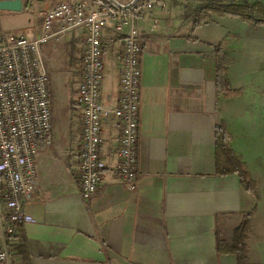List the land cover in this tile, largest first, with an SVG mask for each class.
Returning a JSON list of instances; mask_svg holds the SVG:
<instances>
[{"label": "crops", "instance_id": "crops-1", "mask_svg": "<svg viewBox=\"0 0 264 264\" xmlns=\"http://www.w3.org/2000/svg\"><path fill=\"white\" fill-rule=\"evenodd\" d=\"M61 1L66 0L27 1L20 12L0 10V21L23 20L17 27L21 35L37 39L52 34L40 44L49 78L51 142L36 156L39 184L24 207L32 220L18 226L6 264H238L235 254L219 253L218 237L230 246L234 229L257 200L236 174L217 173L218 124L227 126L232 149L241 153L228 119L221 115L232 97L218 92L216 49L220 46L233 59L225 77L239 90L233 36L244 22L212 13L195 26L201 8L213 0H161L137 19L146 37L136 165L140 180L131 190L114 174L121 130L115 116L103 118L106 169L100 194L87 205L77 176L82 121L75 105L85 30L56 34V22L47 31L41 13ZM116 1L126 6L134 0ZM123 49L122 36L108 24L102 35L104 73L107 70L110 80L104 92L103 76L105 105L119 101ZM0 207L7 211L1 193ZM258 213L248 256L251 263L264 264V226L258 225Z\"/></svg>", "mask_w": 264, "mask_h": 264}, {"label": "built area", "instance_id": "built-area-1", "mask_svg": "<svg viewBox=\"0 0 264 264\" xmlns=\"http://www.w3.org/2000/svg\"><path fill=\"white\" fill-rule=\"evenodd\" d=\"M161 4V0H137L126 6L110 0H66L41 11L47 31L56 22L60 24L56 34L85 30L83 73L75 105L82 121L77 176L87 205L100 194L106 169L101 153L103 118L115 116L121 130L120 158L114 174L131 190L140 180L136 165L146 37L137 19ZM108 24L122 36L124 46L121 93L116 106L105 105L101 88L105 68L102 35ZM51 36L30 39L0 28V193L7 207L6 212L0 207V264L9 261V244L17 240L18 226L32 220L24 207L35 197L39 184L36 156L51 142L49 78L40 50V44Z\"/></svg>", "mask_w": 264, "mask_h": 264}, {"label": "rangeland", "instance_id": "rangeland-1", "mask_svg": "<svg viewBox=\"0 0 264 264\" xmlns=\"http://www.w3.org/2000/svg\"><path fill=\"white\" fill-rule=\"evenodd\" d=\"M248 1L251 5L247 4ZM212 2L223 3L219 0ZM227 2L248 6L254 3L264 5V0ZM22 23L23 20L18 17H11L2 19L0 27L19 34L17 27ZM233 39V49L237 54L234 65V71L237 73L235 82L240 92L226 100L221 115L228 119L233 131L234 145L241 153L240 157L248 164L250 173L257 183L260 196L259 200L256 199L258 225L264 226V26L244 22ZM104 76L103 91L106 92L110 82L107 70Z\"/></svg>", "mask_w": 264, "mask_h": 264}, {"label": "trees", "instance_id": "trees-1", "mask_svg": "<svg viewBox=\"0 0 264 264\" xmlns=\"http://www.w3.org/2000/svg\"><path fill=\"white\" fill-rule=\"evenodd\" d=\"M219 16H228L238 18L241 21L253 23L258 26H264V5L254 3L252 6L242 4H220L212 2L209 6L201 8L196 16L194 25L198 26L210 19V14ZM218 59L216 70V86L220 94L226 97H234L240 90L234 89L231 83L226 79L227 67L233 63L230 55L223 52L220 46L216 49ZM229 131L224 123L218 124L216 129V148H217V173L228 175L236 174L243 187L251 193L257 200L260 199L257 183L252 177L250 171L242 158L232 149L229 142ZM223 161V164H222ZM258 206L245 213L239 225L234 229L231 245L227 247L225 240L219 235L217 248L219 253L231 252L237 256L238 264H253L248 256V239L253 229V219ZM227 247L228 249H226ZM24 254H27V248H21Z\"/></svg>", "mask_w": 264, "mask_h": 264}, {"label": "water", "instance_id": "water-1", "mask_svg": "<svg viewBox=\"0 0 264 264\" xmlns=\"http://www.w3.org/2000/svg\"><path fill=\"white\" fill-rule=\"evenodd\" d=\"M27 1H30V0H0V10L20 12L24 10L25 4ZM38 1H42V0H38ZM110 1H112L118 6H124V5L119 4L116 0H110ZM135 1L137 0H134L133 2Z\"/></svg>", "mask_w": 264, "mask_h": 264}]
</instances>
